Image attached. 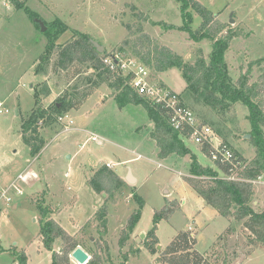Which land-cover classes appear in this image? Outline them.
<instances>
[{"label": "rangeland", "instance_id": "374dc122", "mask_svg": "<svg viewBox=\"0 0 264 264\" xmlns=\"http://www.w3.org/2000/svg\"><path fill=\"white\" fill-rule=\"evenodd\" d=\"M22 1L25 7L17 8L8 0H0V103L4 111L0 113V191L9 188L20 174L35 173L37 177L18 181L20 193L16 188L9 191L10 204L0 200V264H21L18 256L23 253L27 264L52 263L53 253L39 236L42 216L37 202L42 199L49 208V219L58 222L89 255L100 253L104 264H165L160 261L161 253L181 231H191L197 239V250L215 264H264V247L250 242L243 223L220 216L187 184L192 156L159 159V150L151 139L154 123L143 106L119 109L110 81H102L90 64H76L60 72L52 69L60 47L78 33L89 34L103 45V55L123 48L128 58L136 59L131 46L124 47L123 43L147 34L172 48L186 63L200 57L209 61L211 42L196 43L187 33L166 27L182 26L181 6L174 0ZM198 1L227 25L223 34L236 33L225 56L233 83L247 72L251 83L256 82L264 75V0ZM52 22L67 28L54 40L47 75H36L35 69L51 41L46 32ZM201 23L200 15L193 13L192 28L198 29ZM151 74L153 82L177 92L200 120L242 156L245 164L255 157L247 107L239 103L229 109L195 107L180 70L162 74L151 70ZM46 86L51 95H42L41 99L49 113L37 127L48 144L34 157L23 142L22 124L35 110V91ZM90 90L95 92L80 108L52 112L62 98L68 96L75 101ZM60 116L68 118L61 122ZM70 120L73 125H69ZM186 144L202 165L215 167L200 146L189 140ZM108 165L125 180L131 173L135 184L125 181L111 196L94 191L89 179ZM254 187L252 201L259 200L255 206L264 210V186ZM173 205L175 210L169 218L157 225L158 244L156 251H151L147 242L152 238L147 236L155 227V212ZM104 206L108 208V233L103 236L97 213ZM136 211H140V219L122 248V229ZM62 242L56 240L53 250L61 253ZM138 250L140 253H132ZM125 255H129L128 262ZM70 264L77 263L71 258Z\"/></svg>", "mask_w": 264, "mask_h": 264}, {"label": "trees", "instance_id": "16d2710c", "mask_svg": "<svg viewBox=\"0 0 264 264\" xmlns=\"http://www.w3.org/2000/svg\"><path fill=\"white\" fill-rule=\"evenodd\" d=\"M174 1L181 6L183 24L181 27L174 25H166V27L187 33L189 38L196 43L205 40L211 42L212 53L209 61L200 57L192 63H186L183 57L172 48L160 45L157 40L147 34L132 41L126 40L123 46H131L134 57L150 71L153 70L157 74L172 69L180 70L187 83L186 92L191 95L195 107L203 105L217 109H229L233 104L239 103L249 109L251 143L256 148V155L239 171L237 180L228 179L231 174L228 165L215 164V167L202 165L186 144L189 131L175 129L171 124V115L167 109L156 104L146 95L138 94L121 70L120 63L114 61L111 65L105 63L106 58L115 54H119L124 59L128 58L127 54L122 52L123 48H121V52L103 55L98 52L89 34L78 33L72 40L60 47L52 69L54 72H60L67 71L76 64H90L92 70L102 81H110L111 87L116 92L115 102L119 109L129 105L143 106L154 123L151 139L155 141L159 150V159L163 160L171 155L192 156L190 176L185 178L187 184L220 216L227 219L232 218L238 223L242 222L245 230L249 232L250 242L259 243L264 247V210L257 209L254 206L255 200L252 201L256 194L252 181L264 175V75L260 76L256 82L251 83L250 73L247 72L233 83L225 56L230 50L232 39L236 33L226 31L223 34L227 25L216 18L198 0ZM8 2L17 8L25 7V1L22 0H8ZM193 13L200 15L202 19L200 27L196 30L192 28ZM50 26L46 33L51 41L35 69L36 75H47L52 51L56 46L54 40L67 28L65 25H60V28L58 22H52ZM76 72V74L80 73L79 70ZM93 90L78 97L75 101H70L68 96L62 98L54 104L52 112L60 114L63 111L80 108L83 101L93 95L95 92ZM42 95L45 97L51 95L49 87L46 86L42 91H35V110L31 117L23 121L22 124L23 142L29 147L31 155L34 157L38 156L48 144L41 137L37 127V124L43 121L49 113L43 109ZM196 115L198 116V114ZM201 151L207 155L209 147H201ZM235 154L237 157L239 156L236 152ZM240 157L242 158V156L238 157L242 161ZM221 173L224 176H221ZM88 184L97 193H107L108 196H111L126 182L105 166L89 179ZM37 206L42 216L39 236L44 247L53 253L51 264H70V255L80 244L58 222L49 219V208L44 206L43 199L37 202ZM174 210L173 205L155 212V227L147 236L148 239L152 238L149 243L147 242L151 251H156L158 244L155 234L158 223L161 220H167ZM97 215L100 220L101 233L104 236L108 233V208L104 206ZM140 216V211H136L128 219L125 228L122 229L119 242L122 248L127 245ZM230 231L231 229H229ZM58 239L63 241L61 253L53 250V245ZM196 246L197 239L193 233L181 231L161 253L160 261L165 264H215L206 254L199 252ZM106 250L109 258L107 262H110L111 256L107 243ZM132 253L137 254L140 251ZM18 259L21 264H27L24 253L19 255ZM125 260L128 262L129 255H125ZM104 263L102 255L98 252L93 253L88 262V264Z\"/></svg>", "mask_w": 264, "mask_h": 264}, {"label": "built area", "instance_id": "2783aa9c", "mask_svg": "<svg viewBox=\"0 0 264 264\" xmlns=\"http://www.w3.org/2000/svg\"><path fill=\"white\" fill-rule=\"evenodd\" d=\"M113 61L120 63L121 70L138 94L146 95L156 104H159L170 112V121L175 129L188 130L189 141L194 142L200 147H209V152L206 156L215 164L228 165L230 167L231 174L228 176V179H238L239 171L242 170L246 164L239 160L231 146L222 141L211 126L198 118L195 112L182 101L177 92L171 90L169 87L153 82L151 71L137 59H124L119 54L105 59V63L108 65H111ZM2 107L3 103H0V113L4 112ZM6 112L8 113L9 110H6ZM66 118H68V116H60L58 120L63 122ZM73 124L74 122L70 120L69 125ZM93 139H96V137H93ZM107 167H109V165ZM36 177L37 175L35 173L32 175L20 174L9 188L0 191V200H5L6 203L10 204L12 198L9 197V191L12 188H16L18 190L17 193H20L17 182H26V179ZM252 182L264 186V175Z\"/></svg>", "mask_w": 264, "mask_h": 264}, {"label": "water", "instance_id": "95a60500", "mask_svg": "<svg viewBox=\"0 0 264 264\" xmlns=\"http://www.w3.org/2000/svg\"><path fill=\"white\" fill-rule=\"evenodd\" d=\"M231 23H235V20H233V17L231 16ZM41 24V27H42V30L43 31H46V27L45 25L40 22ZM239 34V33H238ZM92 43L94 44V46L97 48L98 52L100 54H103L104 53V46L93 41L92 40ZM245 138H250V136H246ZM128 184L130 185H134L135 184V178L131 175V173L129 174V176L127 177V179L125 180ZM257 204V203H256ZM142 236H145V235H142ZM74 261H76L78 264H88V262L90 261L91 259V256L81 247H77L71 254L70 256Z\"/></svg>", "mask_w": 264, "mask_h": 264}, {"label": "crops", "instance_id": "0c3cea01", "mask_svg": "<svg viewBox=\"0 0 264 264\" xmlns=\"http://www.w3.org/2000/svg\"><path fill=\"white\" fill-rule=\"evenodd\" d=\"M158 152H159V151H158ZM122 179H123V178H122ZM124 180H125V179H124ZM258 201H259V200H258ZM258 201L254 202V203H255L254 206H255V205H258ZM256 203H257V204H256ZM255 207H256V206H255Z\"/></svg>", "mask_w": 264, "mask_h": 264}]
</instances>
